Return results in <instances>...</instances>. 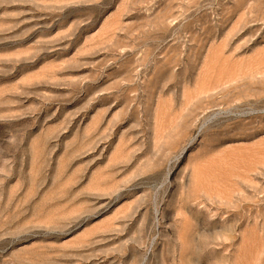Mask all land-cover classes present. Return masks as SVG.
<instances>
[{
    "label": "rangeland",
    "instance_id": "obj_1",
    "mask_svg": "<svg viewBox=\"0 0 264 264\" xmlns=\"http://www.w3.org/2000/svg\"><path fill=\"white\" fill-rule=\"evenodd\" d=\"M0 264H264V0H0Z\"/></svg>",
    "mask_w": 264,
    "mask_h": 264
}]
</instances>
